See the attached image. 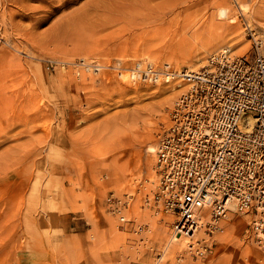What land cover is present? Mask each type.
<instances>
[{
    "label": "rangeland",
    "instance_id": "374dc122",
    "mask_svg": "<svg viewBox=\"0 0 264 264\" xmlns=\"http://www.w3.org/2000/svg\"><path fill=\"white\" fill-rule=\"evenodd\" d=\"M178 2L179 14L156 0L137 14L128 0H0V264H264L241 211L199 231L204 257L185 237L163 254L176 213L162 210L157 151L188 85L108 66L198 70L225 45L252 57L254 35L264 55V0ZM213 35L221 48L196 60ZM111 193L130 195L128 222L109 211Z\"/></svg>",
    "mask_w": 264,
    "mask_h": 264
},
{
    "label": "built area",
    "instance_id": "2783aa9c",
    "mask_svg": "<svg viewBox=\"0 0 264 264\" xmlns=\"http://www.w3.org/2000/svg\"><path fill=\"white\" fill-rule=\"evenodd\" d=\"M254 36L252 57L224 48L198 70L148 61L108 66L127 71L132 81L188 85L173 103L157 156L162 210L176 213L173 235L185 237L186 252L195 258L208 251V241L199 237L206 210L208 229H217L230 212L251 213V237L264 249V55L263 41ZM79 65L90 72L103 68ZM129 199L114 193L107 199L122 222H128L122 212Z\"/></svg>",
    "mask_w": 264,
    "mask_h": 264
},
{
    "label": "bare ground",
    "instance_id": "6f19581e",
    "mask_svg": "<svg viewBox=\"0 0 264 264\" xmlns=\"http://www.w3.org/2000/svg\"><path fill=\"white\" fill-rule=\"evenodd\" d=\"M128 1L129 2L132 1L135 5H138V7L137 6L135 7V10H136L137 14H141L143 11H145L144 9L147 8L148 6H150L151 5L150 3L155 1V0H128ZM148 1H149V3H148ZM156 1L159 2V4H160L159 5V10L160 11H162V9H165V8L169 7V11L168 12L176 13V14L180 13V11H178V12L175 11L176 7H177V5L179 3L178 1H180L181 3L184 2L183 4L188 2V0H156ZM235 1L237 2L238 0H235ZM239 11L245 12V6H243V5L240 6L239 7ZM158 13H162V12H158ZM162 14H165V13H162ZM220 15L222 17L226 18L227 16H229L231 14L228 13L227 8H221L220 9ZM158 16H161V14H159ZM226 23H227L226 21L219 22L220 25H226ZM247 24H249V23H247ZM223 42H224V37L223 36H221V35H213L212 37H210L207 40L205 46H203L201 48V51L199 53L195 54L196 60L202 61V59H203L202 58L203 51H205V52L206 51H215L218 48H221V44ZM222 47L231 49L230 46H228V45H225V46H222ZM75 64H73V65H75ZM180 90H178V91H180ZM148 151L151 152L152 155H151L150 159L148 160V163H147L146 166L149 169V171L152 172L151 169H152V165H153V161H154V157L153 156H154V154L157 151V147L155 145H149ZM152 178L154 179V177H152ZM203 215H204V213L201 212V216L199 217L200 224L204 223V221L206 222V220L209 218V217H206V215L205 216H203ZM206 224L201 229L202 231L206 227ZM159 231H160V235H162V237H165L166 230L163 227V225L161 226ZM180 242H181V239H178L177 237H174L173 233H171L170 236L167 239L166 245L164 247L165 249L163 251V254L165 255L167 253H169V254L174 253L177 250V248L179 247V245L181 244ZM164 255H162L161 258L164 257Z\"/></svg>",
    "mask_w": 264,
    "mask_h": 264
}]
</instances>
